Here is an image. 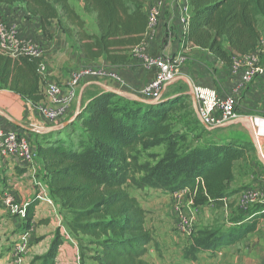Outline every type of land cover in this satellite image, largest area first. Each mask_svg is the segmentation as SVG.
<instances>
[{
	"label": "trees",
	"instance_id": "16d2710c",
	"mask_svg": "<svg viewBox=\"0 0 264 264\" xmlns=\"http://www.w3.org/2000/svg\"><path fill=\"white\" fill-rule=\"evenodd\" d=\"M0 1L12 4L16 0ZM17 1L40 18L44 32L59 17L79 30L77 38L85 60L82 67L96 66L99 60H106L112 67H124L147 36L148 0H79L84 5V15L78 13L71 0ZM189 1L191 21L185 49L213 55L214 77L217 68L229 67L234 56L247 55L260 46L264 38V0ZM93 16L97 31L90 33L85 17ZM42 63V59L35 58L15 60L0 52V90H11L39 104L45 98ZM186 116L190 119L187 122ZM182 121L184 126L179 129ZM75 127L81 132L77 150L60 139L55 144L39 145L37 155L43 158L50 198L59 203L62 213L72 215L70 233L88 238L97 247L98 264H151L145 260L152 241L145 227L146 212L127 190V182L136 174H144L152 188L168 194L190 190L196 194L197 205L215 204L221 208L238 192L231 190L235 165L255 154L250 142L218 139L216 131L200 123L191 108L190 96L183 94L148 105L91 85L84 93L76 121L67 129ZM58 134H45L43 143H51L50 138ZM192 134L196 136L190 140ZM140 147H165V151L154 166L139 164ZM4 182L0 174V187ZM40 203L35 195L27 206L24 219L28 233L34 227ZM242 215L247 221L244 226L238 223L226 231L202 232L189 256L236 245L256 233L264 220V204ZM62 246L58 229L47 255L49 264L56 263Z\"/></svg>",
	"mask_w": 264,
	"mask_h": 264
},
{
	"label": "rangeland",
	"instance_id": "374dc122",
	"mask_svg": "<svg viewBox=\"0 0 264 264\" xmlns=\"http://www.w3.org/2000/svg\"><path fill=\"white\" fill-rule=\"evenodd\" d=\"M71 2L77 11L81 13L82 3H80L79 0H71ZM5 5L9 6L10 9L16 8L18 11H21V15L24 20H27L28 22L39 21L41 24L40 18L31 14L28 10L26 11L25 4L17 0L12 4H5L0 1V15L1 9L7 8ZM59 10L61 11V8H59ZM85 19L87 22V31L90 33H95L97 31V25L94 18L85 17ZM0 22L4 23V20L1 16ZM78 31L79 30L77 28L72 27L63 17H59L51 22V26L47 29V32L43 31V34L48 40L49 45L51 42L57 41L60 42L62 46L64 45L70 48V50H73ZM43 49L44 54L42 56V60L45 67L43 74L41 75V79L43 81L44 87H47L52 80H50L48 76L49 64L46 57L47 53L44 47ZM69 53H71V51H69L68 54ZM150 56L152 57V55ZM66 65H68L70 68V75L77 69L81 68L78 66V59L69 55L66 57ZM176 82H174V84ZM217 83L218 82H216V84ZM55 84L58 83L55 82ZM182 84L183 85L179 86L176 85V90H188L186 82H182ZM105 85L118 90L113 87L112 84ZM82 87L83 85L77 92V99ZM218 89L220 88L216 86V90ZM136 96L142 98L141 95ZM244 96L245 94H243L239 100L240 107L243 99L245 98ZM76 101L74 102L72 111L64 119L60 120L58 123H51L44 118L46 125L39 126L41 129L54 127L59 128L56 131L59 132V134L50 138L51 143L44 144V137L40 139L38 137L25 134L29 137L30 141L34 145L37 156L35 163L29 169H25L29 171L26 175L28 180L20 179L17 176H12V178H9L7 175L2 173V169H0V174L5 177V182L0 187V194L2 195L6 192H10L12 194L17 193L18 195L13 196L20 208L27 209V206L33 201L32 199L34 198L31 197V195L33 196L34 189L36 188V182L40 181L41 183H44L45 186L47 185L44 179L45 171L43 170V158L42 160H39V156L37 155L39 151L38 146L41 144H43L42 146L55 144L57 140L62 139L63 142H66L69 147H72L76 150L79 148L81 140L80 129L78 127L67 129L71 123L64 127L65 123L70 121L73 123L76 121L77 116H75V114L71 116V114H73ZM190 101L191 108L195 112L191 96ZM185 119L186 122L190 120L188 117ZM239 121H236L232 124L238 123ZM183 124V121L179 123L178 128L181 129L184 126ZM216 129L219 130L215 132V135L221 140H233L231 136L238 137V135L242 136L239 138L240 141H242L241 138L250 139V134L245 129V127L241 126L240 124H236L234 126L232 125V127L228 128H224V126H222L215 128L214 130ZM13 131L19 133L18 130L14 129ZM195 136V134L190 135V140L195 138ZM139 150L140 152L137 156V162L139 164H150L154 166L162 157L165 147H157L148 150L140 147ZM254 157L255 154L248 156V158ZM255 159L256 158L253 160ZM37 163L41 169L36 168L35 164ZM246 163L247 161H242L235 165V181L240 180L247 183L248 180L246 181V175L252 172V168L249 169L251 172L248 171L247 173L245 167ZM145 178L146 177L144 174H136L134 176V180L127 182V190L132 197H135L138 200L146 212L145 227L150 233L152 241L148 246L145 260L151 264H195L190 256L185 257L184 252L185 249L187 250V248L190 246L191 242L196 240L202 232L210 230H229L230 228L232 229L238 226V223H241V226L247 224V221L244 220V215H242L238 208V200L237 202L231 203L227 209L224 207L219 208L216 205H197L195 199L196 194L190 190L176 193L174 194L175 197H171V194L166 193L162 189H155L148 186ZM42 190L45 189L43 188ZM243 217L244 219H242ZM35 218L38 224L35 223V228L33 227L32 231L30 232L29 241L25 243V247L23 246V251L21 254L19 256H15V246L21 244L22 238L28 233V222L21 215H12L7 210V208L3 206V202L0 200V264H49L50 261H48L47 255L49 254L50 246L56 237V232L58 229H60L62 234L63 246L59 250L55 264H98L95 260L97 257V247L91 245L88 241V238L83 236H74L70 233L68 223L72 220V215L67 212L62 213L58 202L53 200L52 205L46 202H44V204L40 203L39 207L36 209ZM173 228L179 231L180 234H177ZM181 234L191 237L190 244L188 239H186ZM245 240L247 241L246 245H243V242H241L236 246L229 247L226 249L227 251L222 257L218 256L217 254H212L211 257L206 259L205 263L264 264V220L259 225L258 231Z\"/></svg>",
	"mask_w": 264,
	"mask_h": 264
},
{
	"label": "crops",
	"instance_id": "0c3cea01",
	"mask_svg": "<svg viewBox=\"0 0 264 264\" xmlns=\"http://www.w3.org/2000/svg\"><path fill=\"white\" fill-rule=\"evenodd\" d=\"M188 2L190 1L188 0ZM157 3H161L163 5L161 23L154 33H147L142 48L146 53L152 56H165L170 59H174L178 56H183L184 58L182 77H180L175 84L173 83L164 89L162 94L163 100H165L164 102L179 97L182 94L191 96L193 86L208 87L213 89H216V86H218L220 88L218 89V92H220L221 95L232 93L237 85L238 79L231 76L229 67H218V70L215 71L216 77H214L212 70L216 69V67L214 66L216 58L213 55H211L207 51L200 49H185L187 31H185V28H183L179 20V16L176 15L175 3L173 2V0H148L147 6L155 5ZM6 7L9 8V6ZM7 8L1 9L0 16L4 20V23L8 26L18 27L22 38L33 40L34 42L40 44L45 48V51L47 53L46 57L49 64L48 76L50 80H52L51 83L57 82L58 84L64 85L68 82L70 76V68L68 65H66V57L68 55L78 59V66L82 67L85 65L84 54L80 49L78 38L75 40L73 50H70V48L64 45L62 46L61 43L57 41L51 42L50 46L48 44V40L44 37L42 24H40L39 21L28 22L27 20L23 19L21 11H18L16 8ZM83 8L84 5L82 3V12H78L81 15H84ZM93 18L95 19V16H93ZM227 46L228 44L225 42L224 47L227 48ZM69 51H71V53L68 54ZM96 65L110 66V64H108L106 60H99ZM113 68L121 74L124 83L117 84L107 81H96L84 84L80 90L75 108L73 110V114H71V116H73L74 114L75 116L79 114L84 93L88 91V88L91 85H95L106 90L96 83H104L103 85L112 84L113 87L125 93L141 95L142 90L155 76V71L147 70L138 60L135 52H133L128 65L124 67L113 66ZM216 80L219 85L218 83L216 84ZM182 82H186V85L188 86L187 91L172 92L173 89L170 91V88H175L176 85H183ZM244 97L245 98L243 99L240 107L242 112L240 121L235 124H227L224 126V128L232 127V125L234 126L236 124H240L241 126L245 127V129L250 134V139H241L244 142H250L254 145V158L256 159L253 160L254 158H247V163L245 165L246 172L248 173V171H250L249 169L251 168L252 172L250 171L251 173H248V175H246V181L248 180L247 183L240 180L234 181L231 186V190L238 192L224 201L225 209H227L231 203L237 202L240 192L243 189L257 183L260 178L264 177V138L260 139L258 144L255 142L254 138V131L256 129L254 121L257 119L264 120V76L258 78L254 83H252L249 90L245 93ZM37 105L38 104H34L33 102L14 93L11 90L1 89L0 131H13L15 129L18 130L20 134L24 133L23 135L26 134L33 137H36L38 135V138L42 139L45 134L49 133L38 132V130L41 129L39 126L46 125V122L44 118H42L37 113ZM197 117L200 120V117L198 115ZM14 123L20 124L21 128L16 126ZM217 130L219 129H216L214 131ZM240 137L242 136H231V138L235 140H239ZM39 160H42V157H39ZM35 166L36 168L41 169L38 163L35 164ZM0 169H2V173L7 175L9 178H12V176H17L20 179L28 180V177H26V175L29 171L25 169H15L13 165L1 159ZM34 194L35 189L33 192V196L31 195V197L34 198ZM14 195L16 196L18 194L14 193ZM172 196L175 197L174 194H171V197ZM210 206H215V204H210ZM35 223H37L36 218L34 221V228ZM174 231L177 232V234H180L179 231L175 229ZM224 231L226 230L224 229ZM252 235L253 234L249 235L248 237H251ZM182 236L188 239L190 244L191 237H188L187 235ZM242 242L243 245L247 244L246 240ZM236 245L224 246L214 250L198 251L193 253V255L191 254L190 257L192 261L195 262V264H206V259H208V257H211L212 254H217L218 256L222 257L226 253L227 248ZM194 246L195 240L191 242L187 250L185 249V257H189V252H191Z\"/></svg>",
	"mask_w": 264,
	"mask_h": 264
},
{
	"label": "built area",
	"instance_id": "2783aa9c",
	"mask_svg": "<svg viewBox=\"0 0 264 264\" xmlns=\"http://www.w3.org/2000/svg\"><path fill=\"white\" fill-rule=\"evenodd\" d=\"M176 15L188 32L191 21V7L188 0H173ZM163 5L157 3L147 6L148 18L147 33H154L161 23ZM0 52L15 60L20 58L42 59L43 47L33 40L24 39L20 35L19 28L7 26L0 22ZM138 60L147 70H154L155 76L141 92L143 99L155 101L162 97L164 89L182 77L183 56L170 59L162 56H150L142 48L134 51ZM264 54V38L255 51L243 55L234 56L229 66L232 77L238 79L237 85L232 93L221 95L218 90L208 87L193 86L192 92L197 102L198 113L201 121L208 128H219L231 122L241 119L242 112L239 100L245 94L252 83L264 76V65L262 56ZM44 63L40 66V75L44 71ZM95 81H107L123 84L121 74L111 66L96 65L93 67H81L74 71L65 85L49 83L44 93L45 98L37 105V113L51 123H58L72 111L77 99L79 88ZM256 129L254 138L258 144L264 138V120L254 121ZM34 145L29 137L15 131H0V159L13 165L15 169H29L36 160ZM39 159V158H38ZM45 190H42V189ZM14 194L10 192L0 194L3 206L14 216H26V208L22 209L15 200ZM36 199L43 203L53 204L48 194V187L44 183L36 182ZM264 204V177L244 189L237 202L241 213H246L255 206ZM30 232L24 235L21 244L15 246V256L23 251V246L29 241ZM18 264V263H16Z\"/></svg>",
	"mask_w": 264,
	"mask_h": 264
},
{
	"label": "water",
	"instance_id": "95a60500",
	"mask_svg": "<svg viewBox=\"0 0 264 264\" xmlns=\"http://www.w3.org/2000/svg\"><path fill=\"white\" fill-rule=\"evenodd\" d=\"M97 85L99 86H102L103 88H105L107 90V92L111 93V94H114V95H117V96H121V97H124V98H127V99H130V100H133V101H136V102H139V103H144V104H148V105H155V104H159V103H162L164 102L165 100H163V97H161L160 99L158 100H155V101H148V100H144L134 94H130V93H125V92H121V91H118V90H115L113 88H110V87H107L105 85H103L102 83H96ZM191 99H192V103L194 105V109H195V113L199 116V113H198V107H197V102H196V99L193 95V92L191 93ZM78 115V114H77ZM76 115V116H77ZM239 121V120H238ZM200 122L201 124L207 128L208 130H214V128H208L200 119ZM236 122V121H235ZM72 123V121L70 122H67L64 124V127H66L68 124ZM234 122H231L229 124H232ZM16 126H18L19 128H21L20 124H17V123H14ZM59 128L57 127H54V128H48V129H39L38 132H46V133H54L58 130ZM256 142V141H255Z\"/></svg>",
	"mask_w": 264,
	"mask_h": 264
}]
</instances>
